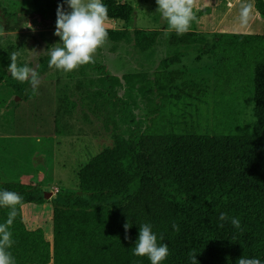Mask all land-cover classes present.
<instances>
[{
    "label": "trees",
    "instance_id": "16d2710c",
    "mask_svg": "<svg viewBox=\"0 0 264 264\" xmlns=\"http://www.w3.org/2000/svg\"><path fill=\"white\" fill-rule=\"evenodd\" d=\"M41 13L56 15L55 0H38ZM108 18L129 23L133 6L117 0H103ZM264 18V0H253ZM197 18L207 8H197ZM108 40L128 37L127 29L106 28ZM140 52L153 58L158 31L133 30ZM212 34L211 45L219 54L216 88L211 95L217 104L227 98L240 99L241 88L234 78H246L250 89L251 118L239 122L236 115L230 131L200 132L185 128L168 130L166 124L153 123L144 130L128 129L114 133L112 143L92 155L78 171L79 194L60 195L52 212V238L42 228L29 229L22 215V205L40 202L30 184L0 181V190L15 191L23 201L11 227L14 244L9 251L16 264H150L149 259L132 254L139 224L148 223L167 243L169 256L162 264H237L241 256L259 258L264 264V33L198 32L190 30L174 43L172 55L164 62H178L180 45L194 46L189 38ZM175 34H170L174 38ZM186 39V40H184ZM100 74L99 88L93 93L104 101L117 98L120 78L94 59ZM18 64L23 65L20 61ZM9 54L0 52V83L19 94L26 84L12 79L7 72ZM45 68V62L39 70ZM127 93L153 92L166 97L164 70L153 80L124 76ZM233 78V79H231ZM226 89V91H225ZM245 95V94H243ZM120 100V98H118ZM165 120V119H164ZM8 209L0 208V222ZM237 217L243 231L230 222L218 220L220 213ZM132 223L125 238L123 225ZM178 225L179 231L173 228ZM160 234L164 240L159 241Z\"/></svg>",
    "mask_w": 264,
    "mask_h": 264
},
{
    "label": "rangeland",
    "instance_id": "374dc122",
    "mask_svg": "<svg viewBox=\"0 0 264 264\" xmlns=\"http://www.w3.org/2000/svg\"><path fill=\"white\" fill-rule=\"evenodd\" d=\"M37 1L0 0V52L17 53V61L35 68L41 77L35 92L26 84L17 94L0 83V181L30 184L43 196L38 203L22 205L29 229L42 228L46 237L52 238V212L57 198L80 193V167L110 146L114 133L124 132L127 136L128 129L144 130L154 122H164L168 130L175 131L189 128L226 132L236 119L228 110L243 111L238 117L240 123L251 118L252 104L250 95H246L250 83L246 78H231L241 88L238 101L229 97L217 104L211 95L216 88L220 56L205 46L206 41L211 45L212 34L190 37L195 45L185 48L179 44L178 62H164L182 36L174 33V38H165L167 26L156 12V0H117L133 6L132 20L105 21V28L127 29L129 34L119 40H107L94 55L97 62L120 78L117 98L110 101L93 93L101 83L93 66H80L68 73L48 67V52L60 40L54 35L57 17L41 13L43 5ZM225 1L227 7L221 8L218 15L226 23L241 24L245 3ZM55 3L56 7L63 3L64 9L70 11L64 0ZM134 29L158 31L151 60L135 45ZM191 30L201 32L193 27ZM42 62L45 68L39 70ZM161 70L166 72L168 81L166 97L154 87L152 93L126 92L124 76L133 75L129 78H133L138 89L141 83L137 80H153ZM46 192L50 194L44 198Z\"/></svg>",
    "mask_w": 264,
    "mask_h": 264
},
{
    "label": "clouds",
    "instance_id": "9594fccd",
    "mask_svg": "<svg viewBox=\"0 0 264 264\" xmlns=\"http://www.w3.org/2000/svg\"><path fill=\"white\" fill-rule=\"evenodd\" d=\"M70 11L64 9L60 4L56 10V25L54 35L60 40L50 48L48 52V67L64 73L78 69L80 66L94 63V55L97 50L107 43L108 31L105 21L108 18V7L103 0H64ZM196 0H156V12L160 14L161 20L166 24L165 38L175 33L177 36L186 35L197 19L195 7ZM250 5L243 7L241 19L246 23L249 16ZM10 63L7 72L12 79L21 84L30 85L35 92L40 83L39 72L27 64H18V54H9ZM23 197L15 191L0 190V208L8 209L7 218L0 222V264H16L15 258L9 249L14 244L11 227L17 215V206L21 204ZM219 227L223 222H230L233 227L243 231L241 222L237 217H229L227 213H220ZM125 238L130 239L128 230L132 227L129 221L123 225ZM173 228L179 231L178 225ZM164 240L160 234L159 241ZM132 254L138 257H147L150 264H162L169 256L167 243H159L158 236L153 232L148 223L139 224L138 238L132 248ZM192 264H197L196 253L190 254ZM237 264H262L259 258L237 259Z\"/></svg>",
    "mask_w": 264,
    "mask_h": 264
},
{
    "label": "crops",
    "instance_id": "0c3cea01",
    "mask_svg": "<svg viewBox=\"0 0 264 264\" xmlns=\"http://www.w3.org/2000/svg\"><path fill=\"white\" fill-rule=\"evenodd\" d=\"M237 1L251 6L246 23L243 20H241V24L226 23L223 16L218 15L221 8L227 7L225 0H196V8H207L208 11L199 16L192 23V27L199 31L263 34L264 18L255 9L253 0ZM227 22L229 21L227 20Z\"/></svg>",
    "mask_w": 264,
    "mask_h": 264
},
{
    "label": "water",
    "instance_id": "95a60500",
    "mask_svg": "<svg viewBox=\"0 0 264 264\" xmlns=\"http://www.w3.org/2000/svg\"><path fill=\"white\" fill-rule=\"evenodd\" d=\"M49 194H50V192H46V193L44 194V198H46Z\"/></svg>",
    "mask_w": 264,
    "mask_h": 264
}]
</instances>
